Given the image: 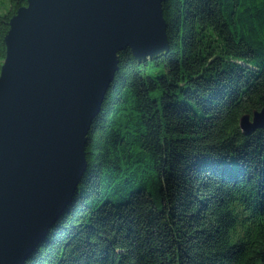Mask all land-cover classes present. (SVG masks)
<instances>
[{"label": "trees", "instance_id": "1", "mask_svg": "<svg viewBox=\"0 0 264 264\" xmlns=\"http://www.w3.org/2000/svg\"><path fill=\"white\" fill-rule=\"evenodd\" d=\"M0 14V68L10 17ZM168 50L118 63L70 202L24 264H264V0H163Z\"/></svg>", "mask_w": 264, "mask_h": 264}, {"label": "water", "instance_id": "2", "mask_svg": "<svg viewBox=\"0 0 264 264\" xmlns=\"http://www.w3.org/2000/svg\"><path fill=\"white\" fill-rule=\"evenodd\" d=\"M163 0H26L0 68V264H24L70 202L89 126L117 69L168 50ZM264 127V106L239 118Z\"/></svg>", "mask_w": 264, "mask_h": 264}, {"label": "rangeland", "instance_id": "3", "mask_svg": "<svg viewBox=\"0 0 264 264\" xmlns=\"http://www.w3.org/2000/svg\"><path fill=\"white\" fill-rule=\"evenodd\" d=\"M162 5V3H161ZM9 9V0H0V14H4ZM163 14V13H162ZM168 40V39H167ZM126 49V48H125ZM123 50V49H122ZM131 51V50H130ZM241 129V128H240Z\"/></svg>", "mask_w": 264, "mask_h": 264}]
</instances>
